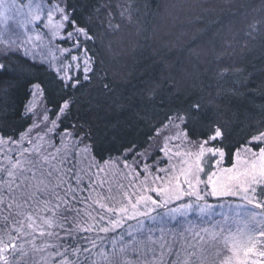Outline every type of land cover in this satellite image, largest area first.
Instances as JSON below:
<instances>
[{"label": "trees", "instance_id": "trees-1", "mask_svg": "<svg viewBox=\"0 0 264 264\" xmlns=\"http://www.w3.org/2000/svg\"><path fill=\"white\" fill-rule=\"evenodd\" d=\"M65 3L76 25L93 37L80 40L92 61L89 79L79 73L66 81L44 62L7 54L0 62V136L16 139L34 123L27 106L37 85L58 131H78L98 163L145 152L166 118L192 104L200 109L187 139L203 141L221 127L222 141L210 145L223 149L227 166L236 150L264 131V0ZM77 79L76 87H67ZM69 97L71 110L58 115ZM159 234L138 239L159 244ZM135 258L128 257L141 264Z\"/></svg>", "mask_w": 264, "mask_h": 264}, {"label": "snow or ice", "instance_id": "snow-or-ice-1", "mask_svg": "<svg viewBox=\"0 0 264 264\" xmlns=\"http://www.w3.org/2000/svg\"><path fill=\"white\" fill-rule=\"evenodd\" d=\"M69 9L65 0L55 4L49 0L47 7L42 0H28L26 4L0 0V23L7 30L13 19L9 13L14 12L23 17L18 21L23 28L43 24L47 32L58 36L67 26L77 35L93 39L86 26L76 25ZM54 15L59 20H54ZM66 36L72 38L73 32L67 31ZM75 42L80 43L78 39ZM0 44L6 52L19 47L11 37L0 38ZM89 60L84 62L86 80ZM62 79L72 80L70 76ZM78 84L77 79L67 87ZM73 103L70 97L65 98L58 115H66ZM199 109V104H192L185 113L169 115L168 123L179 129L169 139L182 142ZM41 122L47 128L45 136L57 126L56 120L49 121L46 114ZM48 123L52 127L48 128ZM33 127L39 125L34 123ZM223 137L224 131L216 126L197 146L198 151L177 146L172 152L166 145L161 150L168 156V167H156L153 172L145 164L142 178L136 168L116 179L120 174H109L110 161H104L103 166L94 162L81 165L77 157H90L91 146L78 131L64 130L59 145L52 136L45 141L36 133L33 139L31 128L16 139L0 136V264H132L128 259L131 253H137L141 264H264V131L235 151L230 167H219L225 156L223 149L208 146ZM206 155L219 157L208 171ZM122 168H131L127 159ZM185 197L202 202L201 213L213 207L207 197L240 200L226 206L222 223L203 230L210 249H205L199 233L195 234L196 244L174 252L163 240L143 244L137 239L138 232H117L128 221L137 220L139 224L140 218L149 217L157 207ZM190 207L188 203L181 206Z\"/></svg>", "mask_w": 264, "mask_h": 264}, {"label": "rangeland", "instance_id": "rangeland-1", "mask_svg": "<svg viewBox=\"0 0 264 264\" xmlns=\"http://www.w3.org/2000/svg\"><path fill=\"white\" fill-rule=\"evenodd\" d=\"M22 3H27L28 0H20ZM43 4L47 7L49 5V0H42ZM52 4L59 2V0H51ZM63 6V5H62ZM13 16V19L8 22L7 30H5L3 23H0V38L11 37L12 40L16 41L18 47L14 46L11 52H6L4 45L0 44V62L3 57L9 53L19 52L33 60L41 61L46 63L48 66L53 68L62 78L65 76H70L72 79L76 77L79 73H84V62L89 60L90 56L85 52L84 47H82L81 42L79 45L76 44V40L79 41L84 38L83 35H77L73 30V37L68 38L66 36L67 30L62 31L58 36H52L50 32L44 29L43 24L27 25L23 28L19 25L18 21L23 19L18 13H9ZM54 20H59L58 15H54ZM67 27V26H66ZM39 36L40 39H36ZM31 37V40L28 38ZM75 57V59H74ZM92 61L89 60V68L91 69ZM59 69L60 71H57ZM69 81V80H66ZM28 111L34 115V123L38 124L39 127H33L34 123L30 126L33 132V139H36V133L44 136L45 141H47L48 136L53 137V142L59 145V139L63 135L62 131H58V123L56 120V128L52 133H48L45 136L47 128L45 127V122H41L42 116L46 114L49 121L53 120L44 104L42 91L39 87H34L32 92V97L28 103ZM31 109V110H29ZM166 126V127H165ZM162 127L155 138H153L151 147L145 152L137 154L132 158L119 157L108 160L112 162V167L109 169L110 175H120L116 176V179H122L123 174L128 171L130 173L131 169H136L140 171L141 178L145 175L143 172L144 165L147 164L151 167L152 171L155 172L156 167H168V156L166 155L164 149L167 148L174 152L179 146L181 150L198 151V145L202 141H190L187 137L181 142L175 139H169V137H174L179 129L174 127L172 124H166ZM47 127H52L51 123L47 124ZM29 128V129H30ZM182 128V126H181ZM28 131V130H27ZM27 131L24 135L27 134ZM208 146H211L210 144ZM252 147V146H251ZM142 154V155H141ZM158 155L157 159H152V156ZM218 156H208L204 158V163L206 165V171L213 166L214 161L218 159ZM77 159L80 161L81 165L87 166L90 163H98L94 160L92 155L90 157L86 155L78 156ZM127 159L128 164L131 166L129 170L122 168L124 160ZM175 162V158H173ZM103 166V163H99ZM223 163L219 167H230ZM204 178V177H202ZM127 183V181H124ZM203 188V185H201ZM154 195V194H153ZM207 203L213 207L208 210L207 213H201L200 204L202 202H194V198L185 197L179 201H173L164 207H157L155 211L151 212L149 217L140 218V223L137 220L128 221L124 224L123 228L118 229L119 233H124L126 230L132 231L133 233H139L138 237L145 238H158V234L164 242L174 248V243L176 242V251H181L184 247L185 240L190 243L189 245L196 244L197 238L196 233L203 237V246L207 250L210 249L211 244L205 236L204 229L211 230L216 224L222 223L221 214L227 212V205L240 203L238 198H227V199H217L214 197H207ZM192 204L190 208H181L184 204ZM180 209V211H177ZM150 234V235H149ZM127 238V237H126ZM169 241V243H168ZM109 243V241H108ZM192 243V244H191ZM174 248V249H175ZM143 251L141 247L140 252ZM174 251V252H176ZM137 256V253H134ZM119 259V258H118ZM136 259V258H135Z\"/></svg>", "mask_w": 264, "mask_h": 264}]
</instances>
